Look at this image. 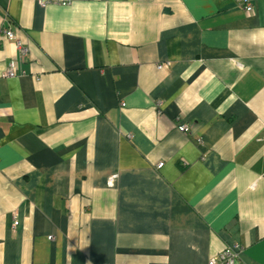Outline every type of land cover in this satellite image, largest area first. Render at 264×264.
<instances>
[{
  "label": "crops",
  "instance_id": "obj_1",
  "mask_svg": "<svg viewBox=\"0 0 264 264\" xmlns=\"http://www.w3.org/2000/svg\"><path fill=\"white\" fill-rule=\"evenodd\" d=\"M252 2L0 0V264H264Z\"/></svg>",
  "mask_w": 264,
  "mask_h": 264
},
{
  "label": "built area",
  "instance_id": "obj_2",
  "mask_svg": "<svg viewBox=\"0 0 264 264\" xmlns=\"http://www.w3.org/2000/svg\"><path fill=\"white\" fill-rule=\"evenodd\" d=\"M41 5H45L47 3H57V4H65L68 3L69 0H39ZM234 2L245 9L246 11H249L253 9L254 4L252 0H234ZM2 33L5 35L7 39H14L17 45V48L21 52V54H25L27 51V47L24 45V43L16 37L15 32L12 29L4 28L2 29ZM158 67H165V64H159ZM5 75V77H13L17 76L18 74H24V71H19L16 61H10L8 63V66L6 67L5 71L2 73ZM123 104V103H122ZM177 129L183 133L190 134V126L186 123H179L177 124ZM163 162H158L156 167H161ZM117 178V173L112 174L109 179L108 183L109 185H113L114 181ZM14 225L16 226L18 221L14 220ZM240 247L239 245H227L222 251L219 253L212 255L208 259V264H234L235 260L239 256Z\"/></svg>",
  "mask_w": 264,
  "mask_h": 264
}]
</instances>
